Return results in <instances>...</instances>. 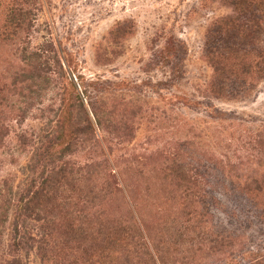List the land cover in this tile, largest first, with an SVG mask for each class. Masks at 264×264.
<instances>
[{"label":"rangeland","instance_id":"1","mask_svg":"<svg viewBox=\"0 0 264 264\" xmlns=\"http://www.w3.org/2000/svg\"><path fill=\"white\" fill-rule=\"evenodd\" d=\"M24 1L35 71L0 43V264H41L30 243L14 248L15 201L59 169L103 233L128 234L109 245L120 264H264V78L211 92L207 33L230 14L223 1ZM66 73L85 95L69 96Z\"/></svg>","mask_w":264,"mask_h":264},{"label":"trees","instance_id":"2","mask_svg":"<svg viewBox=\"0 0 264 264\" xmlns=\"http://www.w3.org/2000/svg\"><path fill=\"white\" fill-rule=\"evenodd\" d=\"M222 1L230 14L215 20L209 27L205 54V61L214 74L211 92L217 97L228 95V83L247 84L264 78V0ZM25 4L24 0H0V43L14 46L20 62L28 66L30 72H34L37 58L33 59V54L28 52L23 42L31 28L30 12ZM72 75L65 74L69 96L76 94L77 87L85 95L79 77ZM17 76L10 84L13 89L25 82L23 71ZM6 91L0 85V101ZM67 114L68 120H71L72 112L68 110ZM92 114L94 120H89L87 124L89 131L94 130L93 124L97 123ZM4 131L5 125L0 119V143ZM77 131L74 128L71 134ZM73 140L63 146L55 143L59 147L58 154L70 151ZM49 155L52 157L56 154ZM71 174V171L65 169L50 170L43 173L41 181L31 179L28 182L15 201L17 230L13 240L14 248L19 249L30 243L31 247H36L41 264H120L119 261L124 259L119 255L116 258L109 247L126 245L128 239L125 235L128 234L120 228L112 231L108 226L105 229L107 233L102 232L105 224L88 213L92 204L90 195H79V186L74 176H67ZM67 187V199L58 202L60 194ZM28 221L37 224L34 231L25 229ZM94 247L98 248L96 252ZM92 253L99 255L95 258ZM76 256L79 258L76 259ZM7 264L20 263L18 257H14Z\"/></svg>","mask_w":264,"mask_h":264}]
</instances>
